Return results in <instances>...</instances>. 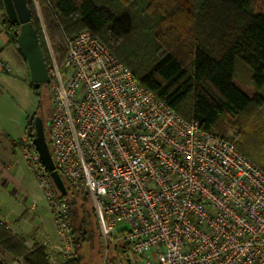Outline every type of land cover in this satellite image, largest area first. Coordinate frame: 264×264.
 Returning <instances> with one entry per match:
<instances>
[{"label":"built area","instance_id":"1","mask_svg":"<svg viewBox=\"0 0 264 264\" xmlns=\"http://www.w3.org/2000/svg\"><path fill=\"white\" fill-rule=\"evenodd\" d=\"M49 75L54 169L90 197L104 256L112 246L135 255L118 264H264V171L141 85L89 29L66 36ZM18 147L68 252L67 195L27 130Z\"/></svg>","mask_w":264,"mask_h":264},{"label":"trees","instance_id":"2","mask_svg":"<svg viewBox=\"0 0 264 264\" xmlns=\"http://www.w3.org/2000/svg\"><path fill=\"white\" fill-rule=\"evenodd\" d=\"M191 1L153 0L152 4L157 3L160 8L167 4L165 8L170 15L165 13V16L171 25L164 27L157 36L143 37L147 40H143L139 48L136 47L138 43L132 42L134 15L122 0H51L52 10L44 1L43 5L52 35L60 29L66 34L91 30L141 85L185 120L194 119L201 130L233 144L264 171V0H203L195 1L194 5ZM27 4L48 67L44 40L39 27L32 21L29 0ZM0 9V23L8 42L21 55L16 42L19 26L7 17L2 0ZM155 36L159 41H155ZM64 48L66 53V46ZM179 51L187 53V64L179 57ZM238 63L248 71V76L241 81L250 87L248 90L241 88L236 79ZM41 84L44 83L29 82L38 96ZM36 116L34 113L32 121L25 126L31 139L35 136L33 121ZM42 122L50 150L49 125L45 128L43 119ZM64 184L69 217L73 220L77 217L76 206L72 210L71 205L76 203L77 192ZM87 219L97 230V245L102 251L96 216L85 213L83 207L77 238L88 241L83 228ZM116 247L126 250L122 244ZM0 249L14 258H22L24 264H48L42 245L27 247L1 222ZM64 264L79 263L73 259Z\"/></svg>","mask_w":264,"mask_h":264},{"label":"rangeland","instance_id":"3","mask_svg":"<svg viewBox=\"0 0 264 264\" xmlns=\"http://www.w3.org/2000/svg\"><path fill=\"white\" fill-rule=\"evenodd\" d=\"M43 1L46 7L52 10L51 0H29V5L33 12L32 21L39 27L44 40L48 67L52 69L53 63L60 65L59 63L64 60L66 36L70 34H66L62 29L56 34H51L46 22ZM152 1L131 0L128 3L127 0H122L134 15L132 33L134 41L132 42H134V45L138 43L137 48L143 43V40H147L143 37L148 38L151 34L157 36L163 31L164 27L166 29L171 25V22L165 16V13L170 15L169 9L165 8L167 4L161 3L163 7L160 8L156 5L157 3L152 4ZM195 1L200 3L203 0H192L193 5ZM156 36L155 41L158 40ZM151 45L149 44V46ZM179 57L185 64L188 63L187 53L179 51ZM16 75L18 74L15 73L11 76L8 83L0 84V164L7 163L6 170L3 173L8 178L5 189L11 196L10 200L21 211H26L27 217L33 222L34 235L30 247L42 245L44 257L48 264H53V262L54 264H64L73 259H77L79 264H118V260L123 263L128 257L135 258V255L128 251L117 253L112 246L108 248L104 256L101 247L97 245L99 242L96 237L97 230L93 224L88 223V219L84 222L83 228L86 231L85 236L88 237L90 242L77 238L80 232L77 229L80 227L82 207L85 213L89 212L95 215L92 201L88 194L84 192L77 193L75 195L76 203L71 205L72 210L76 206L77 217H74L73 220L70 219L68 238L71 249L68 252L64 251V241L57 234L49 203L43 195L33 168L25 160L18 146L14 152L9 151V145H12L17 138L20 139L25 131V126L29 121H32L31 118L34 113L42 117L45 128L46 125L48 126L51 114L49 88L46 83L41 84L38 96L29 86L30 80L19 78ZM235 76L241 88L247 90L250 88L246 87L245 83H241L242 78L248 76V71L240 63L237 64ZM0 176L3 177L2 174ZM76 238L78 244L75 243ZM43 240H46L53 249L46 248L42 244ZM48 251H51L50 254H48ZM0 255H2L0 256V264H24L22 258H14L1 249Z\"/></svg>","mask_w":264,"mask_h":264},{"label":"water","instance_id":"4","mask_svg":"<svg viewBox=\"0 0 264 264\" xmlns=\"http://www.w3.org/2000/svg\"><path fill=\"white\" fill-rule=\"evenodd\" d=\"M2 2L7 17L19 26L16 42L21 55L27 62L30 83H48L50 79L49 70L45 63L37 32L31 22V12L27 0H2ZM33 122L35 136L32 141L40 162L49 173L59 192L65 195L67 190L61 177L54 169L50 150L45 140L42 119L36 116Z\"/></svg>","mask_w":264,"mask_h":264},{"label":"crops","instance_id":"5","mask_svg":"<svg viewBox=\"0 0 264 264\" xmlns=\"http://www.w3.org/2000/svg\"><path fill=\"white\" fill-rule=\"evenodd\" d=\"M2 11L0 9V16ZM0 56L9 65V72L0 75V84L9 82L11 76L17 73L19 78H26L29 80V69L27 62L22 56L17 53L15 48L8 42V36L0 23ZM22 76V77H21ZM18 138L9 145V151L14 152L18 146ZM7 163L0 164V222L9 229L13 234L17 235L24 241L27 247H30L32 242L33 222L27 217L26 211H21L16 204L10 200V194L6 191L5 186L8 178H6L4 170H6ZM7 254V253H6ZM9 255V254H8ZM2 256V255H0Z\"/></svg>","mask_w":264,"mask_h":264}]
</instances>
